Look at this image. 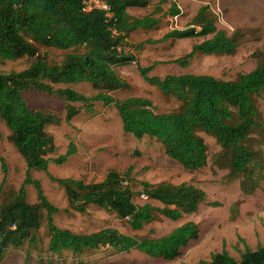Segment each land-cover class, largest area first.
I'll return each mask as SVG.
<instances>
[{
    "label": "trees",
    "instance_id": "trees-1",
    "mask_svg": "<svg viewBox=\"0 0 264 264\" xmlns=\"http://www.w3.org/2000/svg\"><path fill=\"white\" fill-rule=\"evenodd\" d=\"M103 1L108 6L107 12L84 9V0H0V62L28 59L23 69L0 71V121L8 131L7 140L25 163L24 178L13 189L4 185L5 164L0 158L4 173L0 182V263L10 249L22 247L25 258L38 251L44 242L39 229L45 232L48 254L69 251L76 257L107 245L115 252L135 249L151 258L173 260L181 247L196 238L198 226L191 220L159 237L125 234L113 227L81 233L55 223L54 217L62 212L70 209L83 214L87 207L94 206L112 211L132 230H140L159 217L178 220L183 214L194 212L204 196L203 191L187 183L140 181L141 190L133 191L126 180L128 171L122 175L108 170L97 182L53 176L48 171L49 162L63 163L77 148L69 141L65 152L55 157L54 139L45 130L46 126L62 121L70 123L82 111L91 113L95 101L115 107L124 132L137 138L149 136L159 140L167 157L184 169L200 170L207 164V145L194 134L198 128L213 134L222 148L230 151V175L250 171L248 165L256 153L243 140L264 132L263 120L253 104V97L264 93V63L240 74L236 83L211 75L148 76L152 66L136 65L146 82L176 94L182 102L178 113L157 114L145 97L116 98L112 92L127 87L115 68L132 63L133 50L142 47V42L132 44L130 34L155 28L160 21L156 14L161 8L155 6L151 12L137 17L127 9L144 8L147 0ZM164 2L167 0H159L160 4ZM168 3L167 14H178L174 2ZM217 25L216 16L203 4L187 27L171 29L158 39L201 38L188 53L173 60L181 66L196 53L234 55L236 35L230 36ZM40 46L63 53L58 61L41 58L38 57ZM79 83H88L96 92L92 96L84 95L73 87ZM26 91L63 100V116L26 106L23 100ZM33 171H42L63 190L65 209L61 210L47 198L39 180L32 177ZM122 180L127 184H122ZM27 185L35 192L32 203L27 201ZM140 192L146 194L147 200L139 204L134 197ZM199 264H264V242L255 249L244 244L238 258L221 249Z\"/></svg>",
    "mask_w": 264,
    "mask_h": 264
},
{
    "label": "rangeland",
    "instance_id": "rangeland-1",
    "mask_svg": "<svg viewBox=\"0 0 264 264\" xmlns=\"http://www.w3.org/2000/svg\"><path fill=\"white\" fill-rule=\"evenodd\" d=\"M157 1L147 0L149 7L128 8L127 12L141 17L151 12ZM241 3L249 6V9H244L247 19L251 20L252 13L256 12L260 16L252 20L254 25L244 24L247 26L235 29L234 25L225 20L224 25H217L224 27L230 36L235 30L240 32L237 52L234 55L196 53L186 65L181 66L173 60L188 53L193 43L201 38L188 37L181 39V42L180 39L159 40L163 33L158 31L165 26L164 19L153 29L131 33L129 40L132 44L142 42V47L138 51L133 50L135 60L132 63L115 68L127 83V87L112 94L116 98L145 97L151 101L157 114L179 112L182 102L176 94L160 90L146 82L137 71L136 65L152 66L147 72L148 76L163 78L168 74L211 75L236 83L240 74L248 73L258 64L264 63V18H261L264 15V0H242ZM221 10L224 13V9ZM233 13L239 16L237 12ZM177 21L175 23L173 18L168 19L167 30L179 28ZM184 27L185 24L181 26ZM146 31L150 34L145 33ZM62 53L61 50L40 46L38 57L58 61ZM27 64L26 58L4 60L0 62V71L20 70ZM73 87L86 96H92L96 92L88 83H79ZM23 100L30 108L51 110L58 116H63L65 102L57 96L26 91L23 93ZM253 104L264 123V93L254 96ZM45 130L53 136L55 157L65 152L69 141L77 148L76 153L65 162H49L48 171L55 177L97 182L108 170L122 175L128 171L129 179L126 180L133 191H140V181H146L172 185L187 183L204 192L194 212L183 214L178 220L159 217L140 230H132L124 219H118L112 211L94 206L87 207L83 214L69 209L56 215L54 221L58 226L81 233L113 227L125 234L159 237L191 220L198 226L197 236L181 247L178 256L173 260L151 258L135 249L115 252L107 245L76 257L69 251H63L60 255L48 254L45 250V232L39 229L44 242L38 251H32L25 258L22 247L10 249L0 264H199L200 260H207L211 253L221 249L238 258L244 244L255 249L264 242V132L243 140V144L256 153L248 165L250 171L230 175V151L223 149L213 134L195 128L194 134L207 145V164L200 170H187L167 157L159 140L149 136L137 138L124 132L115 107L104 106L97 101L93 102L91 113L82 111L70 123L62 121L58 125H47ZM7 134L6 127L0 121V158L5 164L6 178L4 185L16 189L24 178L25 163L7 140ZM3 176L0 164V182ZM32 177L39 180L44 194L55 206L61 210L66 208L64 192L56 183L50 181L42 171H33ZM26 192L27 201L34 202L33 187L27 185ZM143 200L141 197H134L136 203L140 204ZM151 204L161 206L155 201H151Z\"/></svg>",
    "mask_w": 264,
    "mask_h": 264
},
{
    "label": "crops",
    "instance_id": "crops-1",
    "mask_svg": "<svg viewBox=\"0 0 264 264\" xmlns=\"http://www.w3.org/2000/svg\"><path fill=\"white\" fill-rule=\"evenodd\" d=\"M214 1H216V0H167V2L160 4L159 0H158L156 2V4L154 5V7L160 6L161 12L156 14V15L160 16V20L161 19L165 20V26L162 29H160L158 32L159 33L162 32L164 34L165 32L169 31V30H167V24H168V19H171V18L174 19L175 23L178 19L177 22L180 26H179V28H175V29H182L181 26L183 27L184 24H185V27H187V22L195 15V13H196V11L200 5H203L206 3L212 4ZM217 1L220 4L221 8L224 9L223 15H224L225 22H227L231 25H234L235 29L247 26L244 24L254 25L255 23H253L252 20L255 17L260 18V16L256 12V13H252L251 20L247 19L248 17L244 15V9L245 8L249 9V6L247 4L243 5L241 3L242 0H217ZM168 2H174L175 6L178 10V14H176L174 16H169L167 14V8L169 6ZM147 7H149L148 2H147ZM233 11L237 12L239 14V16H235ZM163 17H165V18H163ZM261 18H264V15ZM169 21H170V23H172L171 20H169ZM221 28H224V27H221ZM172 29H174V28H172ZM145 33L150 34V33H148V31H146ZM234 35H236V43H237L238 42L237 38L239 37L240 32L238 30H235ZM180 42H181V39H180ZM194 43H196V41ZM237 47H238V43L236 46V52H237Z\"/></svg>",
    "mask_w": 264,
    "mask_h": 264
},
{
    "label": "built area",
    "instance_id": "built-area-1",
    "mask_svg": "<svg viewBox=\"0 0 264 264\" xmlns=\"http://www.w3.org/2000/svg\"><path fill=\"white\" fill-rule=\"evenodd\" d=\"M207 5L210 11L216 16L217 23L224 25L223 13H222V10H221V7L218 1L216 0L212 4H207ZM92 8H96L98 10H102L105 12H107L108 10V6L103 0H84V9L90 10ZM225 27H228V26H225ZM121 182L122 184H127L126 180H122ZM138 197H141L142 199L147 200V196L143 192H140Z\"/></svg>",
    "mask_w": 264,
    "mask_h": 264
}]
</instances>
